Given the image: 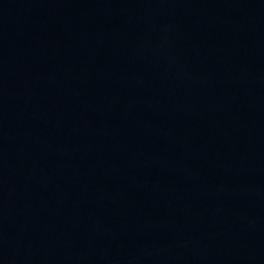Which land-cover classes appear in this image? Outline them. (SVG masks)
Wrapping results in <instances>:
<instances>
[{
  "label": "water",
  "instance_id": "water-1",
  "mask_svg": "<svg viewBox=\"0 0 264 264\" xmlns=\"http://www.w3.org/2000/svg\"><path fill=\"white\" fill-rule=\"evenodd\" d=\"M193 97L244 264H264V0H151Z\"/></svg>",
  "mask_w": 264,
  "mask_h": 264
}]
</instances>
